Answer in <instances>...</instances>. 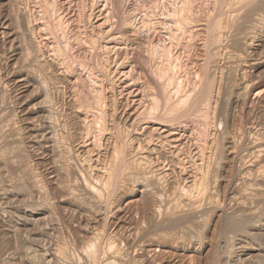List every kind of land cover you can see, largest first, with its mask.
<instances>
[{
	"label": "rangeland",
	"instance_id": "374dc122",
	"mask_svg": "<svg viewBox=\"0 0 264 264\" xmlns=\"http://www.w3.org/2000/svg\"><path fill=\"white\" fill-rule=\"evenodd\" d=\"M0 264H264V0H0Z\"/></svg>",
	"mask_w": 264,
	"mask_h": 264
},
{
	"label": "bare ground",
	"instance_id": "6f19581e",
	"mask_svg": "<svg viewBox=\"0 0 264 264\" xmlns=\"http://www.w3.org/2000/svg\"><path fill=\"white\" fill-rule=\"evenodd\" d=\"M250 4H251V3H250ZM9 22H10V23H9ZM10 24H12L11 21H9V20H7V19L4 20V26H5L6 28H9V27H10V26H9ZM19 87H20V86H19ZM256 151H257V150H256ZM260 175H261V174H260ZM257 178H258V177H257ZM257 178H256V179H257ZM191 179H192V178H191ZM258 179H259V178H258ZM196 180H197V179H193V181H192L193 184H196V182H197ZM197 184H198V183H197ZM198 187H199V186H198ZM198 191H199V190H198ZM198 193H199V192H198ZM234 226H235V225H234ZM241 231H242V230H241ZM89 248H90V247H89ZM89 251H90V250H89ZM92 251H93V249H92ZM114 256H115V255H114ZM110 257H111V256H110ZM49 260H50V259H49ZM108 261H109V260H108Z\"/></svg>",
	"mask_w": 264,
	"mask_h": 264
}]
</instances>
